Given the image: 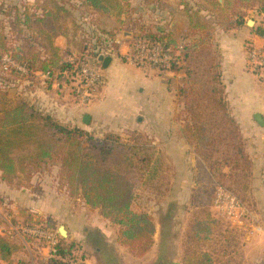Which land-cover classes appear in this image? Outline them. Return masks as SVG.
<instances>
[{"label":"rangeland","instance_id":"374dc122","mask_svg":"<svg viewBox=\"0 0 264 264\" xmlns=\"http://www.w3.org/2000/svg\"><path fill=\"white\" fill-rule=\"evenodd\" d=\"M55 1L61 2L65 8V12L60 13L63 18L60 23L72 45L65 54V61L85 46L94 44L97 29L120 42L116 58L122 45L129 52L132 47L129 37H145L159 29H166L179 42L186 43L187 39V43L198 48L190 49L189 56L183 58L177 71L172 67L142 68L129 61L126 53L120 57V62L132 70L141 68L147 78H155L157 82L165 80L168 94L161 107L166 106L170 114L173 110L178 112L166 120L169 126L179 127L177 134L146 133L149 128L159 127L154 113L160 107L156 104L151 106L150 110L154 111L146 128L144 115L140 114L139 117L143 118L140 122L137 118L131 126L130 123L129 127L123 125L122 131L115 134L122 142L143 150L139 161L131 167L132 173L130 171L134 193L132 208L153 218L156 232L152 249L158 250L155 263L147 257H136L122 246L118 242L119 227L104 218L100 210L93 211L94 228L84 230L83 242L78 243L76 253L86 258L97 256L102 264H168L175 259L183 264H264V178L255 176L253 168V164L261 167L264 150L245 143L239 124L232 117L225 86L217 79L221 72L219 37L233 29L247 34L262 30L257 24L264 15V3L251 1L233 10L231 4L234 0L226 6L225 0H120L123 1L121 14L109 12L106 15L83 0H0V33L6 35L11 48L24 47L28 52V39L36 34L33 28L18 25L17 19L24 20V14H27L33 23L35 18L44 15V10H54ZM213 2H218L221 7H215ZM250 20L255 25L248 24ZM248 44L246 41V50ZM38 50L40 47H36ZM5 55L12 58L11 53L0 57V86L5 85L2 88L10 97L13 80H24L26 75L7 67L2 60ZM67 80L72 84L71 77ZM186 81L199 83L196 101L191 100L188 105L184 104L178 91ZM69 84L64 85L68 87L66 93L73 97ZM159 84L153 88L156 93L160 90ZM212 88L217 92L211 91ZM55 91L58 95V90ZM229 117L234 122H230ZM55 121L63 125L60 120ZM85 132L100 139L107 134ZM239 144L240 148H237ZM14 157L18 159L19 154ZM142 158L146 159L141 161ZM31 172L33 178L38 177L41 184L50 186L57 193L69 192L66 181L61 179L58 158L43 166L41 171L31 169ZM17 184L30 185L23 175ZM222 192L235 196L245 211L229 215L227 196L217 201ZM2 208L0 228L5 233L7 224L2 217ZM9 219L16 222L14 218ZM98 222L103 232L97 228ZM54 226L56 228L55 223Z\"/></svg>","mask_w":264,"mask_h":264},{"label":"trees","instance_id":"16d2710c","mask_svg":"<svg viewBox=\"0 0 264 264\" xmlns=\"http://www.w3.org/2000/svg\"><path fill=\"white\" fill-rule=\"evenodd\" d=\"M83 1L106 15L109 12L121 14L123 1ZM251 1L264 3V0H234L231 6L234 10L237 6L246 5ZM229 4L230 0H225L224 6ZM213 5L221 7L218 2H213ZM53 9L44 10V15L35 18L33 23L27 14H24V20L17 19L18 25L35 30L36 34L29 37V43L26 45L28 52L24 47L11 48L6 35L0 33V57L4 53H11L14 60L26 63L28 75L25 79L34 78L38 72L55 75L70 68V64L61 57L60 49L54 44L57 37H68L66 29L60 23L63 19L60 13L65 12V8L61 2L55 1ZM96 31L94 34L96 42L90 47L85 46L82 51H78L79 54L87 51L94 53L98 49L107 48L110 44L115 50L119 49L108 33L98 29ZM257 33L264 35L263 30ZM145 37L166 42L167 46L178 42L166 29H159ZM36 47H40V50L36 51ZM184 47L183 58L189 56L190 49L192 51L198 49L196 45L187 43V39ZM171 67L173 71L178 70L175 65ZM14 72L17 73L15 70ZM217 79L218 83L222 84L220 73ZM2 86H0L1 180L9 185H16L17 180L23 175L25 181L30 183L33 178L31 169L39 172L43 166L58 158L61 164V179L66 181L70 195L81 197L91 211L100 210L104 218L117 225L118 242L127 247L133 255L141 258L151 251L156 232L153 218L132 208L134 193L130 180L131 167L139 161L142 148L126 144L119 135L112 133H107L100 139L90 136L80 128L61 125L50 115L37 110L26 101L15 103ZM198 87L197 81H186L178 88L179 96L185 105L190 104L191 100L196 101ZM211 91L217 92L216 88H212ZM228 120L234 122L231 117ZM240 145L236 147L240 148ZM16 153L19 154L18 159L14 157ZM145 159L142 158L141 161ZM21 216L28 221L33 215L30 216L22 210ZM39 220L46 221L48 226L55 228L51 218L40 217ZM17 250L18 245L14 240L0 235V264ZM78 250L77 243L60 239L56 258L45 264H74L77 260L74 252ZM81 259H84V256H81Z\"/></svg>","mask_w":264,"mask_h":264},{"label":"crops","instance_id":"0c3cea01","mask_svg":"<svg viewBox=\"0 0 264 264\" xmlns=\"http://www.w3.org/2000/svg\"><path fill=\"white\" fill-rule=\"evenodd\" d=\"M252 32L247 34L245 31L233 29L219 37L220 74L232 117L239 124L245 143L249 146L257 145L261 150H264V126L257 123L254 118L256 114H261L264 119V85L248 72L246 64V41L249 43L258 41L257 32ZM54 44L60 49L63 59L67 56L65 54L69 49H72L68 38L63 36L57 37ZM124 49L122 45L117 58H112L113 60L105 72L107 77L105 85L97 91L94 101L88 105L77 104L71 95H67V88L58 87L54 82H49L47 87H43L37 78L13 80L14 88L9 96L14 101L24 99L55 120H60L63 125H73L71 127H77L93 134H118L122 131L123 125L129 127V123L131 126L137 118L139 122L141 119H145L144 127L146 128L148 126L146 122L152 118L154 111V109L150 110L151 106L156 104V107H160L154 113L159 121L155 120V123H159L157 124L159 127L157 129L149 128L150 130L148 129L146 133L177 134L180 131L179 127L169 126L166 120L178 112L173 110L170 114L166 106L161 107L168 94L165 80L161 79L157 82L155 78H147L146 75H143L144 72L140 70L141 68L132 70L127 64L121 63L122 53L127 52ZM157 83H160L158 93L153 91ZM56 89L61 94L57 92L58 95H56ZM140 114H143L144 117L140 118ZM86 115L89 116L90 123L85 125L84 117ZM263 167L264 162H261V167L253 164L255 176L264 178ZM41 182V179L37 177L32 178L28 187L9 185L1 180L0 172V208L4 207L2 208L4 211L2 217L7 224L5 225L6 229L8 222L12 221L9 218L26 221L21 216V211L24 210L30 216L37 214L51 218L57 229L64 226L68 232V238L65 239L68 242L77 244L83 242L84 230L94 228L92 224L93 211L81 197H72L66 190L63 193H57L50 186L47 187ZM97 228L104 231L100 224ZM2 229L0 228V234ZM11 239L17 243L18 250L6 261H1V264L28 263L35 256V252L22 238ZM144 257L149 258L151 263H155L158 250L153 248ZM85 264L102 263L97 256H87ZM168 264L183 263L181 260L175 259Z\"/></svg>","mask_w":264,"mask_h":264},{"label":"built area","instance_id":"2783aa9c","mask_svg":"<svg viewBox=\"0 0 264 264\" xmlns=\"http://www.w3.org/2000/svg\"><path fill=\"white\" fill-rule=\"evenodd\" d=\"M257 25L264 31V15L258 19ZM129 38L132 47L125 55L129 61L139 67H171L172 65L181 66L183 63L184 41H178L176 44L167 46L166 42L152 40L140 35ZM257 38V42L248 44L246 64L247 69L264 83V35L257 33ZM113 43L120 44L118 40H114ZM118 52L119 49L115 50L114 46L110 44L107 48L98 49L94 53L90 51L84 54L75 53L70 60L66 61L70 64L69 70L55 75L38 72L34 78H37L43 87H47L49 82H54L60 87L68 85L67 79L71 77L72 84L69 85L76 103L81 106L88 105L94 101L97 91L105 85L107 80L106 70L99 60L100 57L113 58ZM2 60L7 67L14 69L17 73L28 75L26 63H17L9 55H5ZM63 77L64 81L62 80ZM225 196H227L225 199H227L229 215L245 211L237 198L230 193H219L217 201L219 202ZM40 217L42 216L35 214L28 221H10L6 232L1 233V235L10 238H22L29 244L35 252V256L27 264H45L50 259L56 258L60 239H64L59 234L58 229L48 226L46 221L39 220ZM76 252H74V256L77 260L74 264H85V257L81 259V256Z\"/></svg>","mask_w":264,"mask_h":264},{"label":"water","instance_id":"95a60500","mask_svg":"<svg viewBox=\"0 0 264 264\" xmlns=\"http://www.w3.org/2000/svg\"><path fill=\"white\" fill-rule=\"evenodd\" d=\"M248 24L255 25V22L253 20H250L248 22ZM99 60L102 62L103 68L106 70V69L109 68V66H110V64H111L113 59L111 57H100ZM254 118H255L257 123H259L261 126H264V119H263V116L261 114H256ZM84 123L85 124H89L90 123L89 116L86 115L84 117ZM58 232H59V234L61 235L62 238H64V239L68 238V232H67V230H66V228L64 226H60L58 228Z\"/></svg>","mask_w":264,"mask_h":264}]
</instances>
